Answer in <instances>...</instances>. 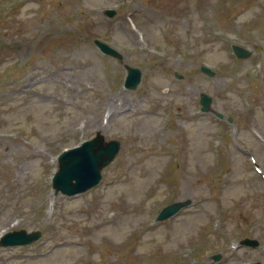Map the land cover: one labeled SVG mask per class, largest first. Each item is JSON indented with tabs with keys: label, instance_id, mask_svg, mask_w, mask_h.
<instances>
[{
	"label": "rangeland",
	"instance_id": "1",
	"mask_svg": "<svg viewBox=\"0 0 264 264\" xmlns=\"http://www.w3.org/2000/svg\"><path fill=\"white\" fill-rule=\"evenodd\" d=\"M124 63L142 70L134 90ZM200 92L212 111L194 114ZM96 130L121 141L100 183L54 196L57 153ZM263 141L264 0H0V234L42 231L0 246V264L264 263ZM183 198L191 205L148 224ZM244 236L260 247L236 251Z\"/></svg>",
	"mask_w": 264,
	"mask_h": 264
},
{
	"label": "water",
	"instance_id": "2",
	"mask_svg": "<svg viewBox=\"0 0 264 264\" xmlns=\"http://www.w3.org/2000/svg\"><path fill=\"white\" fill-rule=\"evenodd\" d=\"M97 43L104 51L116 54L109 46ZM139 78L140 71L129 67L128 85L134 88ZM203 100L207 102L209 98L204 96ZM102 141L103 138L99 135L80 147L62 153L58 158L59 169L53 178V185L64 193L75 194L97 183L100 178V168L114 157L119 147L117 141L105 144ZM16 242H28V240L13 241V243Z\"/></svg>",
	"mask_w": 264,
	"mask_h": 264
},
{
	"label": "bare ground",
	"instance_id": "3",
	"mask_svg": "<svg viewBox=\"0 0 264 264\" xmlns=\"http://www.w3.org/2000/svg\"><path fill=\"white\" fill-rule=\"evenodd\" d=\"M119 105H120V107H117ZM124 106H126V104H125L123 99H121L120 103H115V109L122 108Z\"/></svg>",
	"mask_w": 264,
	"mask_h": 264
}]
</instances>
